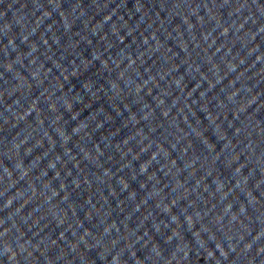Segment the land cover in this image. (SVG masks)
<instances>
[{
    "label": "water",
    "instance_id": "95a60500",
    "mask_svg": "<svg viewBox=\"0 0 264 264\" xmlns=\"http://www.w3.org/2000/svg\"><path fill=\"white\" fill-rule=\"evenodd\" d=\"M0 264H264V0H0Z\"/></svg>",
    "mask_w": 264,
    "mask_h": 264
}]
</instances>
